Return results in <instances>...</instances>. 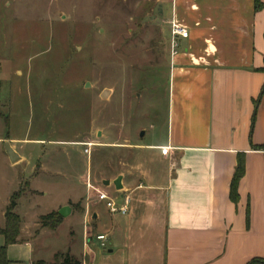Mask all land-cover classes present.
<instances>
[{"label":"crops","instance_id":"crops-1","mask_svg":"<svg viewBox=\"0 0 264 264\" xmlns=\"http://www.w3.org/2000/svg\"><path fill=\"white\" fill-rule=\"evenodd\" d=\"M259 1L264 6V0ZM154 12L171 34L167 135L161 144L134 147L150 159V153L160 152L167 162L164 179L156 183L145 166L135 167L112 183L104 182L107 192L94 187L90 177L86 185L80 177L86 190L65 201L71 200L72 214L60 225L69 223L73 240L63 248L54 245L44 259L38 239L60 226L43 228L40 218L60 212L65 203L38 215L27 233L22 232L18 208L26 198L50 196L37 182L74 186L66 173L43 163L11 195L23 183L39 193L19 192L14 213L21 226L18 243L7 248L10 264H49L58 253H70L82 264L264 260V8L257 11L254 0H154ZM173 24L187 30L189 37H174ZM6 142L20 160L12 164L5 151L3 159L14 166L23 163L16 141ZM239 160L245 172L233 201L231 186ZM119 178L121 189L115 185ZM93 189L118 206L128 198V213L100 214L96 205L102 202ZM79 203L78 212L74 205ZM6 210L0 230L6 227ZM99 236L106 240L98 241Z\"/></svg>","mask_w":264,"mask_h":264},{"label":"rangeland","instance_id":"rangeland-1","mask_svg":"<svg viewBox=\"0 0 264 264\" xmlns=\"http://www.w3.org/2000/svg\"><path fill=\"white\" fill-rule=\"evenodd\" d=\"M170 37L154 0H0V227L13 192L43 163L74 187L37 182L50 196L21 202L24 233L38 215L77 199L88 177L107 192L104 182L135 167L164 179L160 152L150 159L134 146L166 139ZM6 140L16 141L23 163L3 159ZM19 192L39 195L29 183ZM68 224L38 239L44 259L73 240Z\"/></svg>","mask_w":264,"mask_h":264},{"label":"trees","instance_id":"trees-1","mask_svg":"<svg viewBox=\"0 0 264 264\" xmlns=\"http://www.w3.org/2000/svg\"><path fill=\"white\" fill-rule=\"evenodd\" d=\"M256 10H261L264 6L260 3L259 0H254ZM264 73V68L260 70ZM264 96V87L262 91L261 97ZM261 149V148H259ZM245 172V166L242 161L239 160L236 174L234 176L232 186H231V198L233 201L237 199V185L240 179L243 177ZM20 198V193H15L10 200V204L6 210L5 219H6V227L4 230H0V234L4 236L6 245L0 247V264H10V261L7 256V248L11 245H15L18 243V237L20 234V226L21 219L18 215L14 213V210L17 206V201ZM63 217L59 212H54L47 216H43L40 218V224L43 228H48L50 230H56L63 222ZM55 259L59 262L56 264H82L75 257L71 256L70 253H58L55 255ZM36 264H46L43 261L37 262ZM249 264H264V260L255 259L251 261Z\"/></svg>","mask_w":264,"mask_h":264},{"label":"built area","instance_id":"built-area-1","mask_svg":"<svg viewBox=\"0 0 264 264\" xmlns=\"http://www.w3.org/2000/svg\"><path fill=\"white\" fill-rule=\"evenodd\" d=\"M172 35L174 37H182V38H188L189 37V33L187 30L183 29L182 27L173 24L172 25ZM176 47V45H175ZM89 150L86 149L85 153L89 154ZM96 192L97 195V199L99 202L105 203L107 209L109 210V212L111 214H120V215H126L128 213V209H129V202L130 200L127 198L126 202L123 206H118L115 202V200L111 199L107 194L99 192L95 189H93ZM98 241H105L106 237L105 236H99L97 237Z\"/></svg>","mask_w":264,"mask_h":264},{"label":"water","instance_id":"water-1","mask_svg":"<svg viewBox=\"0 0 264 264\" xmlns=\"http://www.w3.org/2000/svg\"><path fill=\"white\" fill-rule=\"evenodd\" d=\"M109 95V92L108 91H105L103 94H102V98H106L107 96ZM144 136V133L142 134V137ZM5 153L6 155L8 156L10 162L12 164H16L20 158L18 156V154L13 150V148L11 147L10 143L9 142H6L5 144ZM121 181V179L119 178L116 182H115V185L117 187V189H121V186H119V182ZM60 215L63 217V218H68L71 214H72V210L70 207H64L60 210Z\"/></svg>","mask_w":264,"mask_h":264}]
</instances>
